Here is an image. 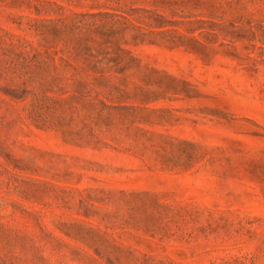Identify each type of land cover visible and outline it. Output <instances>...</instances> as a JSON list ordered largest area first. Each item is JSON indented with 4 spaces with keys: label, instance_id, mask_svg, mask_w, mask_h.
Masks as SVG:
<instances>
[{
    "label": "rangeland",
    "instance_id": "obj_1",
    "mask_svg": "<svg viewBox=\"0 0 264 264\" xmlns=\"http://www.w3.org/2000/svg\"><path fill=\"white\" fill-rule=\"evenodd\" d=\"M0 264H264V0H0Z\"/></svg>",
    "mask_w": 264,
    "mask_h": 264
}]
</instances>
